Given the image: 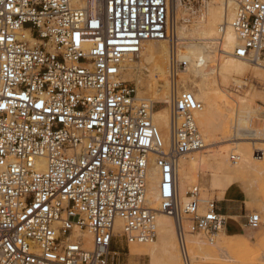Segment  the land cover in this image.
<instances>
[{
    "label": "built area",
    "instance_id": "2783aa9c",
    "mask_svg": "<svg viewBox=\"0 0 264 264\" xmlns=\"http://www.w3.org/2000/svg\"><path fill=\"white\" fill-rule=\"evenodd\" d=\"M174 0H0V264H120L121 241L152 243L157 214L174 219L182 264L189 236L210 244L225 229L201 185L182 202L181 158L204 148V104L179 88L187 68ZM238 58L264 56V0H229ZM169 46L168 137L158 104L138 98L127 65L146 42ZM159 172V210L149 175ZM259 214L247 226H261ZM120 235H116V232ZM124 250V251H125Z\"/></svg>",
    "mask_w": 264,
    "mask_h": 264
},
{
    "label": "bare ground",
    "instance_id": "6f19581e",
    "mask_svg": "<svg viewBox=\"0 0 264 264\" xmlns=\"http://www.w3.org/2000/svg\"><path fill=\"white\" fill-rule=\"evenodd\" d=\"M174 1V14L178 21L181 39L179 59L185 60L188 64L178 76L179 88L193 93L198 101L204 103L205 107L196 115V119L198 125L206 127L208 133L204 148L184 155L180 160L178 177L182 202L188 201L189 188L194 183L200 185L202 176L210 179V186L203 189L204 200L209 199L204 196L205 192L216 191H219L218 199L223 200L229 187L240 184L248 199L253 202V193L248 182L253 178H264V153H261V157H255L245 146L237 144L235 148H222L219 145L229 142L230 133V142L252 141L264 145V113L252 118V111L244 110L242 103L228 94V98L234 100L239 106L233 125L234 106L224 94L217 91L215 76L217 81L225 83L234 76L245 75L253 69L261 72V78L264 81V61L260 60L258 63L251 64L248 60L235 56L234 51L238 41L233 30L228 27L223 33L221 32L222 24L231 17L229 0H202L204 7L198 8L197 12L191 14V16L199 14L197 17L200 22L192 27L185 23L179 26L181 14H188L189 10L185 11L182 0ZM217 52L220 56L218 61L215 60ZM169 56L167 42L150 41L144 44L139 59L128 63L124 79L136 81L138 98L150 99L161 105L171 103ZM156 109L155 107L153 120L166 139L169 133L171 111L169 107ZM231 110L232 115L227 118L228 120L224 119L223 112ZM257 112L261 113L259 110ZM234 151L236 153H233ZM259 151L264 152V148L260 147L255 152ZM158 179V170L152 168L149 175L148 198L151 208L155 210L160 208L157 195ZM260 213L263 216V212ZM173 220L168 214L158 212L157 240L152 243L131 244L132 256H147L150 264H182ZM224 232L225 229L216 237H228ZM116 235H120V232L117 231ZM261 236L235 235L229 237V241L219 240L216 241L217 243L214 241L211 245L213 248H228V253L240 256L242 264H264V260L258 262V259L256 262H249L247 257L253 252L251 240H259ZM189 243L190 248L193 245L200 252L207 249L204 247V241L195 235L189 236ZM225 249L222 251L228 254ZM204 255L209 257L210 254L207 252Z\"/></svg>",
    "mask_w": 264,
    "mask_h": 264
},
{
    "label": "rangeland",
    "instance_id": "374dc122",
    "mask_svg": "<svg viewBox=\"0 0 264 264\" xmlns=\"http://www.w3.org/2000/svg\"><path fill=\"white\" fill-rule=\"evenodd\" d=\"M183 2V8H185L188 14H181L180 16V21H179V26L183 23L187 24L188 26H196L200 21V19L197 17L198 15H192L193 12H197L198 8L204 7L202 0H182ZM231 16H232V10H231ZM183 17V18H182ZM218 37V36H217ZM215 60H219V52L216 53L215 55ZM264 61V56L262 57V62ZM217 62H215L216 64ZM251 63V62H250ZM252 64V63H251ZM144 77V75H143ZM218 79L215 76V81H216V89L219 93L224 94L228 98V94H230L235 100L241 102V106L244 108V110H251L253 115L252 118H255L257 114L262 115L264 113V81L261 78V72L255 71V70H249L245 75H236L233 78L229 79L227 82H220L217 81ZM232 80V81H231ZM130 81V80H128ZM225 92V93H224ZM227 94V95H226ZM233 106H234V112L231 110L230 112H223L224 119H227L232 115L233 112V125L235 124V118H236V112L239 110L238 104L230 98H228ZM204 104V103H203ZM250 105V106H249ZM161 107H169L168 104L166 105H161L158 104L157 109ZM205 107V105H204ZM242 107L241 110H242ZM156 109V110H157ZM170 110V107H169ZM259 110L258 113L257 111ZM263 119L262 117H260ZM228 120V119H227ZM199 128L204 136L205 142L207 143L206 137L208 135L207 129L203 125H199ZM215 134V133H214ZM231 134V133H230ZM228 135V141L223 143L222 145H219L220 147H231L235 148L237 144L245 146L249 148L252 153V155H255V157H261L264 152H255L256 149L264 148L263 144H260V142H252V141H231V135ZM262 136H260L261 138ZM258 138V137H257ZM256 138V139H257ZM259 139V138H258ZM232 144L233 146H229ZM218 146V147H219ZM197 152V151H196ZM233 153H236L235 151ZM262 153V154H261ZM261 154V155H260ZM256 181V182H255ZM263 183V184H261ZM194 183L193 185H195ZM248 184L251 186L252 193H253V198L254 201L251 202L248 197L245 194V199L243 200H237L235 202L236 207L239 208V216H237L236 221L244 228L245 233L247 235L251 236H262L259 238V240H251L252 243V249L253 252L250 253L247 257L249 262H256L258 259V262H262L264 260V178L262 177H257L256 179H251L249 180ZM192 185V186H193ZM201 191H202V197H203V189L207 188L210 186V179L209 177L202 176L201 178ZM192 186L189 188V190L192 188ZM237 189L241 188L240 184L236 185ZM242 189V188H241ZM188 190V191H189ZM218 193L219 191L208 193L205 192V197L209 198L211 200H216L218 201V206L221 207L223 212L227 211V208L222 202L224 200H219L218 199ZM263 212V216L261 215L260 212ZM259 214L261 217V226L258 229H251L247 225V218L251 214ZM174 222V220H173ZM174 224V223H173ZM175 226V225H174ZM233 230V226L228 228V232H231ZM243 235V234H242ZM197 237H200L202 241H204V247L207 248L205 251L200 252L197 249L191 246L192 252L191 254L195 258H199L198 262L196 264H242L240 256L234 255L232 253H228L227 250L228 248L225 249V247L221 248H213V245H211L209 242H207L204 238L201 236L195 235ZM229 237L223 238L222 236L220 237H215V243H217L219 240L221 241H229ZM217 238V240H216ZM157 240V239H156ZM217 241V242H216ZM262 242V243H261ZM178 245V244H177ZM227 252L228 254L224 253ZM113 251L120 252V264H150V259L147 256H132V247H129V250L126 248L121 241H117L116 245L113 246L112 248ZM125 250V251H124ZM223 250V251H222ZM229 251V250H228ZM210 254L209 257H206L204 254L207 253ZM263 255V256H262ZM251 259V260H250Z\"/></svg>",
    "mask_w": 264,
    "mask_h": 264
},
{
    "label": "crops",
    "instance_id": "0c3cea01",
    "mask_svg": "<svg viewBox=\"0 0 264 264\" xmlns=\"http://www.w3.org/2000/svg\"><path fill=\"white\" fill-rule=\"evenodd\" d=\"M236 187L237 186L235 184L232 187H229V190L226 191L222 204L226 206L227 211L223 212L221 207H219L221 214L226 219V227L224 233L228 236L246 234L244 228L236 221L237 216H239V208L233 205L237 200L245 199V194L241 188L237 189ZM232 226L233 230H231V232H228V228Z\"/></svg>",
    "mask_w": 264,
    "mask_h": 264
}]
</instances>
